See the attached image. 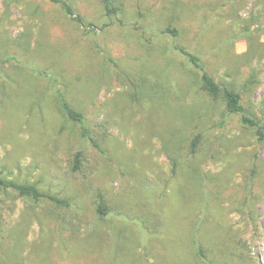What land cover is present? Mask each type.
<instances>
[{"label": "rangeland", "instance_id": "obj_1", "mask_svg": "<svg viewBox=\"0 0 264 264\" xmlns=\"http://www.w3.org/2000/svg\"><path fill=\"white\" fill-rule=\"evenodd\" d=\"M63 1L0 0V171L67 202L0 189V264H264V140L179 51L264 123V0Z\"/></svg>", "mask_w": 264, "mask_h": 264}, {"label": "trees", "instance_id": "obj_2", "mask_svg": "<svg viewBox=\"0 0 264 264\" xmlns=\"http://www.w3.org/2000/svg\"><path fill=\"white\" fill-rule=\"evenodd\" d=\"M51 1L60 3L62 8L67 14L69 15L73 14V10L65 1L63 0H51ZM111 2L112 0H104L105 9L109 14L115 11L114 7H112L111 5ZM76 19L79 18L76 17ZM168 31L174 34L176 32V30L174 29H168ZM179 51L184 56L187 57L188 61L194 67H196L199 70L200 80L202 82V88L207 92V94L212 98L221 97L225 102L226 110L230 114H239L241 123L246 127L252 128L255 131L258 140H264V123L260 122L257 118L252 117L246 113L245 108L241 102L242 101L241 94L235 91L234 89H231L227 86H221L218 82H216L215 79L206 71L205 65L202 59L198 55L184 48H180ZM57 93H58L60 105L63 111L66 113V115L73 121L83 123L84 117L82 113L73 109L69 105V103L67 102V100L65 99L64 95L60 90H57ZM200 137L201 134L196 133L190 139L189 148L191 153L193 154L198 151ZM79 165H80V156L79 153H77L74 157L73 169L74 170L78 169ZM0 189L15 191L19 196L28 197L35 201L41 200L43 198H47L54 201L55 203L61 205H67V202L64 199H60L54 195H50L46 192L41 191L34 184L20 183L12 179L4 178L1 174V171H0ZM97 211L99 214L103 216L107 214V207L102 202H100L97 207Z\"/></svg>", "mask_w": 264, "mask_h": 264}]
</instances>
